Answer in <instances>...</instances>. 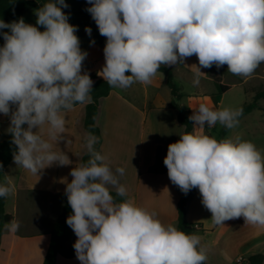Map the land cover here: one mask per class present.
<instances>
[{
  "label": "clouds",
  "instance_id": "1",
  "mask_svg": "<svg viewBox=\"0 0 264 264\" xmlns=\"http://www.w3.org/2000/svg\"><path fill=\"white\" fill-rule=\"evenodd\" d=\"M85 10L106 37L105 64L97 75L110 87L134 83L150 85L162 65H185L195 55L193 86L205 75L201 68L251 76L264 63V0H87ZM65 0H48L35 10L36 25L21 17L0 20V114L9 117L7 132L16 146L13 162L33 175L45 168L73 162L58 145L71 143L64 133L65 112L76 104L92 103L93 80L82 63L76 35L69 23ZM87 35L92 29L85 27ZM95 40L90 41L94 45ZM126 73H130L126 74ZM242 108L212 109L201 104L189 120L193 131L168 145L163 160L171 183L187 195L197 188L202 205L216 225L244 218L245 224L264 229V154L240 136L217 140L203 133L205 125L226 129L239 124ZM27 125V128L24 127ZM47 126V139L40 133ZM38 129V131H33ZM98 137L89 132L83 147L89 159L73 167L65 195L72 209L67 225L77 240L73 248L80 264H205L201 237L165 225L155 212L122 199L126 189L110 169L107 157L96 150ZM3 165L0 164V169ZM0 197L14 191L8 175ZM109 186L115 189L116 197ZM12 219L4 229L15 233Z\"/></svg>",
  "mask_w": 264,
  "mask_h": 264
},
{
  "label": "crops",
  "instance_id": "2",
  "mask_svg": "<svg viewBox=\"0 0 264 264\" xmlns=\"http://www.w3.org/2000/svg\"><path fill=\"white\" fill-rule=\"evenodd\" d=\"M92 65L93 70L87 72L103 79L97 75L102 66ZM94 82L95 80L93 84ZM140 85L143 88V103L140 105L134 102L139 97L134 85L123 89L124 93L113 88L107 97L99 100L97 125L103 137L101 154L107 157L109 167L114 174L117 168L124 169V174L118 176V179L129 198L134 199L138 206L155 212L157 218L165 225L173 224L177 227V204L181 191L171 183L167 173H149L148 169L163 162L168 145L177 142L180 135L184 134V129L177 120V112L170 107L173 97L165 99L158 92L151 93L148 85ZM85 105L86 103L80 104L64 114L66 121L64 135L71 143L66 144L62 140L54 146L66 152L73 162L71 165L62 167L53 165L45 168L38 175L18 168L13 161L5 169L3 183H5L4 175L7 174L14 186V191L7 196L5 210L13 219L20 222V228L15 233L3 230L0 240V264H43L50 243L51 230L64 207L65 182H71L72 177L69 175L71 169L81 164L82 156L87 152L83 147L87 134L84 129ZM122 106H126L132 115L140 116L143 132L139 135L134 150L131 140H123L120 134L110 138L105 133L109 128V121H113L116 125L115 117L121 116ZM149 123L151 128L157 123L162 124L161 126L168 131L167 141L153 143L146 140V126ZM46 129L47 126H44L40 133L45 139H47ZM173 130L177 131V141L172 138ZM109 189L115 191L111 186ZM198 194L199 190L196 189L187 203L186 218L189 223H191L188 218L189 212L198 203ZM203 209L206 208L203 206ZM195 227V231L205 229L201 224H195ZM76 240L77 237L72 230L67 245L74 244ZM57 263L80 264V261L76 255L70 258L58 255Z\"/></svg>",
  "mask_w": 264,
  "mask_h": 264
},
{
  "label": "rangeland",
  "instance_id": "3",
  "mask_svg": "<svg viewBox=\"0 0 264 264\" xmlns=\"http://www.w3.org/2000/svg\"><path fill=\"white\" fill-rule=\"evenodd\" d=\"M35 1L40 6L42 5L40 0ZM35 10L37 9H28L22 16L13 21H17L23 17L26 23L37 26L39 29L41 26L36 25L37 17ZM77 36L80 40L81 50L88 53L82 63V71L91 72L93 70L92 64H96L97 67L103 66L105 64L103 48L106 44V37L101 36L99 31L92 32L91 36L83 31L79 32ZM91 40H95V44L98 45H90ZM3 44L0 41V47ZM185 64L189 67L193 64L198 65V58L193 55L186 59ZM187 66L181 64L167 67L173 71L174 82L180 89V93L183 94V97L177 102L180 105L187 106L190 109L191 115L194 114L201 104H205L214 110L222 107L244 109L247 105L253 106V109L249 113L240 116L238 126L229 129L225 136L223 135L224 127L219 123L212 127L205 125L203 133L217 140L240 136L243 140L254 143L257 149L264 154V99L256 100L257 93L262 88L264 89V63L249 77L231 74L227 71V65L219 69L215 65L211 68H201V71L205 75L200 77L199 86H193L194 69ZM216 80L222 85L229 86L230 89L226 93L219 95L215 84ZM133 85L136 87L137 93H139L138 100L134 102L140 105L143 103V88L139 83H134ZM148 88L151 93L158 92L165 99L172 98L171 91L167 87L165 76L162 73L158 72L156 74L153 82L148 85ZM115 89L124 93V90L121 88ZM214 96L218 101L217 104L213 101L212 97ZM120 109L121 116L115 117L117 120L116 125L113 124V121H109V132L105 130L106 136L109 135L108 137L113 138V135L118 136L120 134L123 140H131L133 142L134 150L135 143L143 132L140 116L132 115L126 106H122ZM153 118H155V115ZM9 124V117L0 114V142L9 134L7 132ZM161 125L157 123L151 128L150 123L147 124L146 140L153 141V143L167 141L166 136L168 131ZM81 127H83V121H81ZM181 128L184 129L183 126ZM177 136V131L173 130L172 138L177 141ZM201 199L202 197L199 193L197 196L198 203L190 209L188 218L191 224H201L205 228L204 230L197 229L193 234L201 237V245L207 251V264H247V259L250 256L260 253L264 254V229L251 224H245L243 217L225 221L223 225H216L211 219L212 214L207 209H203Z\"/></svg>",
  "mask_w": 264,
  "mask_h": 264
},
{
  "label": "trees",
  "instance_id": "4",
  "mask_svg": "<svg viewBox=\"0 0 264 264\" xmlns=\"http://www.w3.org/2000/svg\"><path fill=\"white\" fill-rule=\"evenodd\" d=\"M41 6L48 2V0H40ZM65 3L69 5L68 8L62 9L66 14H69V23L75 26H78L79 32L85 31V27H90L92 32H98V27L95 21L91 18V15L85 10L90 5L87 4V0H65ZM39 3L35 0H0V20H3L6 23L12 22L14 19L22 16V14L28 9H39L41 7ZM40 31H43L44 28L41 26ZM9 29H0V33L8 32ZM85 36V35H84ZM86 37V36H85ZM0 41L4 43L3 36L0 35ZM159 72L165 76V83L171 91L172 100L170 102V107L177 112V120L184 127V134L193 131V121H190L188 118L191 116L190 109L185 105H180L177 101L183 97V94L180 93V89L176 86L174 82L173 71L162 65L159 69ZM83 73V72H82ZM129 74L130 73H126ZM90 78L95 80L92 86L93 102L86 103L85 105V119H84V129L86 133H93L98 137V143L95 145L97 151L101 153V145L103 142V137L101 130L97 125V115L99 100L101 98L107 97L112 91L113 87H110L107 82L98 78L96 75L89 74ZM215 84L218 88L219 95L226 93L230 88L227 85H222L218 80L215 81ZM215 104L218 101L215 99V96L212 97ZM264 99V89L262 88L256 96V100ZM80 105L76 104L74 107ZM253 109V106H246L243 109V114L249 113ZM242 114V115H243ZM240 118V117H239ZM26 127V125H24ZM229 129H223V135L225 136ZM11 135L8 134L0 142V164L3 165V168L0 169V184H3V174L7 166L13 161V152L16 151V146L11 143ZM87 152L82 156L81 163H86L89 159ZM149 173L155 174H164L167 173V168L162 162L158 166H151L148 169ZM197 188H193L187 195L181 192L178 204H177V216H178V226L177 228L184 231L187 234H193L196 227L195 225L189 223L186 218V209L187 203L190 196ZM114 197H116L115 191H110ZM125 197H116L117 201L122 199H128ZM7 197H0V240L4 230V224L13 219V217L8 214L5 210V203ZM72 214V209L68 205L67 196L64 198V207L62 213L57 218L56 222L53 225V228L50 233V243L44 259L43 264H58L57 256L62 255L66 258L75 256V250L73 248L74 244L67 245L68 240L72 236V230L67 225L66 219ZM264 263V254H255L250 256L247 259V264H263ZM205 264H207L205 262Z\"/></svg>",
  "mask_w": 264,
  "mask_h": 264
}]
</instances>
